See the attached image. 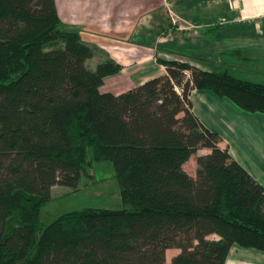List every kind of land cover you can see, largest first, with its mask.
<instances>
[{"label": "trees", "instance_id": "trees-1", "mask_svg": "<svg viewBox=\"0 0 264 264\" xmlns=\"http://www.w3.org/2000/svg\"><path fill=\"white\" fill-rule=\"evenodd\" d=\"M97 53L64 27L54 0H0V264H225L233 246L264 253V187L189 98L209 91L264 114V81L251 77L264 67L240 50L218 54L217 71L158 59L165 77L115 96L101 88L122 68L111 59L90 68ZM102 162L123 208L43 224L51 189H75Z\"/></svg>", "mask_w": 264, "mask_h": 264}, {"label": "crops", "instance_id": "crops-1", "mask_svg": "<svg viewBox=\"0 0 264 264\" xmlns=\"http://www.w3.org/2000/svg\"><path fill=\"white\" fill-rule=\"evenodd\" d=\"M54 2L64 27L98 50L89 63L111 59L121 66L118 75L104 80L103 93L118 96L165 77L158 59L213 71L218 54L240 50L251 65L264 67V0ZM189 98L200 123L264 187V114L243 112L209 91L193 90ZM225 264H264V253L233 246Z\"/></svg>", "mask_w": 264, "mask_h": 264}, {"label": "rangeland", "instance_id": "rangeland-1", "mask_svg": "<svg viewBox=\"0 0 264 264\" xmlns=\"http://www.w3.org/2000/svg\"><path fill=\"white\" fill-rule=\"evenodd\" d=\"M62 47L63 43L58 41L55 45H49L45 49L51 50ZM87 65L92 69L96 66L88 61ZM212 69L216 71L217 67ZM251 77L257 81H264L262 75L254 74ZM201 154H206V151L200 150L198 155ZM184 170L194 176L195 157H191L184 165ZM122 208L115 169L111 163L102 162L92 165L88 172L80 177L75 189L53 187L51 189V201L42 209L40 217L42 223L48 225L60 215L71 211L82 209L121 210ZM209 238L210 240L217 239L215 236ZM178 253L179 251L175 249L168 250L166 252V263H169Z\"/></svg>", "mask_w": 264, "mask_h": 264}]
</instances>
